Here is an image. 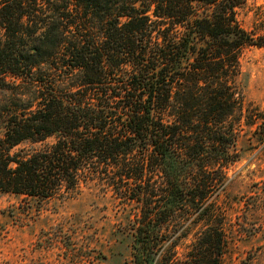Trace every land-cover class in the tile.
I'll use <instances>...</instances> for the list:
<instances>
[{
  "label": "trees",
  "instance_id": "16d2710c",
  "mask_svg": "<svg viewBox=\"0 0 264 264\" xmlns=\"http://www.w3.org/2000/svg\"><path fill=\"white\" fill-rule=\"evenodd\" d=\"M244 1L0 0V76L33 88L0 127V193L41 202L104 175L135 204L122 226L130 264H219L215 197L238 158L232 80L241 48L264 47L236 20ZM244 118L264 133V106Z\"/></svg>",
  "mask_w": 264,
  "mask_h": 264
},
{
  "label": "rangeland",
  "instance_id": "374dc122",
  "mask_svg": "<svg viewBox=\"0 0 264 264\" xmlns=\"http://www.w3.org/2000/svg\"><path fill=\"white\" fill-rule=\"evenodd\" d=\"M235 16L251 35H264V0H245ZM238 69L232 82L240 106L230 118L238 158L224 167L215 197L225 214L219 264H264V133L255 135L253 121L244 118L264 106V47H242ZM30 90L16 86L10 75L0 76V127L8 112L29 106ZM54 141L26 140L11 153L30 155ZM135 212V204L116 196L100 174H88L75 191L41 202L0 193V264H130L122 226ZM194 232L180 241L176 260L183 259Z\"/></svg>",
  "mask_w": 264,
  "mask_h": 264
}]
</instances>
